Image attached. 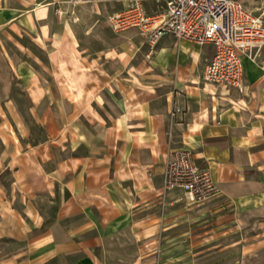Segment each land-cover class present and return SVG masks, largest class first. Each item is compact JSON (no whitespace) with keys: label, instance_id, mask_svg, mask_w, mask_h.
I'll list each match as a JSON object with an SVG mask.
<instances>
[{"label":"crops","instance_id":"1","mask_svg":"<svg viewBox=\"0 0 264 264\" xmlns=\"http://www.w3.org/2000/svg\"><path fill=\"white\" fill-rule=\"evenodd\" d=\"M60 2L0 0V35L47 51L48 73L20 70L34 109L51 95L68 106L43 141L1 136L0 264H264V46L242 57L240 93L204 81L211 46L164 36L149 58L136 42L103 46L50 21ZM246 5L264 18V0ZM180 148L210 168L215 199L163 189Z\"/></svg>","mask_w":264,"mask_h":264},{"label":"built area","instance_id":"2","mask_svg":"<svg viewBox=\"0 0 264 264\" xmlns=\"http://www.w3.org/2000/svg\"><path fill=\"white\" fill-rule=\"evenodd\" d=\"M76 4L79 0H68ZM122 3L110 19L111 28L122 33L139 31L151 54L160 39L172 36L214 50L203 71L204 81L242 93L246 87L244 55L264 46V18L246 0H94ZM150 54V55H151ZM179 109L173 111V115ZM163 189L179 191L189 205H201L219 194L211 170L199 165L191 150H174L165 166Z\"/></svg>","mask_w":264,"mask_h":264},{"label":"rangeland","instance_id":"3","mask_svg":"<svg viewBox=\"0 0 264 264\" xmlns=\"http://www.w3.org/2000/svg\"><path fill=\"white\" fill-rule=\"evenodd\" d=\"M48 1L52 0H46ZM60 1L65 3L60 2L51 7V22L60 25L70 23L75 26L80 38L96 40L103 46L114 41L126 50L128 43L136 42L140 45L138 55H141V51L145 49L147 58L153 56L154 52L151 54L150 47L138 30L132 29L117 33L111 28L110 19L123 9L122 3H96L94 0H79L73 4L68 0ZM4 32L0 35L4 45L2 51L5 54L2 56H5L8 62L4 63L0 55V151L5 148L1 136L11 135L16 145H19L20 141L25 147L26 144L45 140L48 136V125L62 126L68 114V106L61 103L62 96L58 95L48 96L49 100L45 99L38 111L34 109L33 97L26 91L30 80L21 79L20 70L26 67L28 70H42L44 67L45 73L49 71L46 60L47 51L45 49L42 51L37 47L30 35L22 33L21 36L19 30L15 34L6 28ZM89 45L91 49L96 46H91L92 43ZM36 56L42 59L39 66L34 62ZM47 84L50 86L51 81L49 80ZM57 100L60 101L59 105H57ZM50 103H53V106ZM175 193L176 199L185 201L181 192L176 191Z\"/></svg>","mask_w":264,"mask_h":264}]
</instances>
